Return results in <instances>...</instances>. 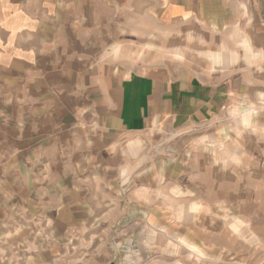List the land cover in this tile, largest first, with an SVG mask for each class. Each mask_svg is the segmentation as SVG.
Here are the masks:
<instances>
[{
  "label": "crops",
  "instance_id": "crops-1",
  "mask_svg": "<svg viewBox=\"0 0 264 264\" xmlns=\"http://www.w3.org/2000/svg\"><path fill=\"white\" fill-rule=\"evenodd\" d=\"M163 37L173 61L161 57ZM179 39L192 50L200 46L201 67L175 65ZM143 43L150 47L138 59L127 54ZM218 53L229 63H218ZM251 109L256 114L241 124ZM206 126L201 136L216 153L264 130V0H0V180L12 165L17 182V165L25 163L42 180L57 164L65 181L72 162L86 180L121 166V181L126 165L145 155L131 158L130 145L168 141L172 157L179 131ZM223 159L231 166L220 173L238 181L264 171V159H250L248 167H240L239 154ZM174 172L170 167L166 178L183 174ZM218 174L211 178L224 177ZM234 186L233 200H193L187 209L261 213L257 185ZM195 203L200 209H189ZM255 224L248 231L261 241Z\"/></svg>",
  "mask_w": 264,
  "mask_h": 264
},
{
  "label": "rangeland",
  "instance_id": "rangeland-1",
  "mask_svg": "<svg viewBox=\"0 0 264 264\" xmlns=\"http://www.w3.org/2000/svg\"><path fill=\"white\" fill-rule=\"evenodd\" d=\"M179 41L181 57L175 65L179 68L190 60L201 67L205 60L197 51L200 46L192 50ZM145 44L127 54L138 59L143 48L150 47ZM169 45V38L163 37L160 54L163 60L173 61ZM216 61L229 63L228 56L220 53ZM256 112H245L240 123L247 125ZM205 129L179 131L172 157L168 141L154 147L146 140L145 148L139 149L130 145L131 158L136 159L140 151L145 155L126 165L121 181L115 174L121 166L88 173L96 179L86 180L71 162L65 181L58 178L57 164L49 165L50 174L44 180L33 177L31 165L18 164L16 182L9 176L14 175L12 165H7L0 180V264H264V201L261 213H233L223 205H212L213 209L207 205L196 214L187 209L193 200L212 204L219 196L233 200L238 182L257 185L264 196V188H259L264 171H256L254 178L248 175L245 181L244 176L235 180L230 172H222V179L211 178L214 171L222 176L220 167L231 166L224 165L223 158L239 154L243 157L240 167H248L250 159H264V130L251 138L242 134L216 153L203 141ZM170 167L174 175L183 174L166 178ZM189 209L196 211L200 206L195 203ZM238 217L245 221L239 233L233 228ZM251 221L261 241L251 238Z\"/></svg>",
  "mask_w": 264,
  "mask_h": 264
}]
</instances>
